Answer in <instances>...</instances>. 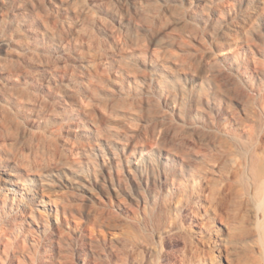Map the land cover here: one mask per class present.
Masks as SVG:
<instances>
[{
    "label": "rangeland",
    "instance_id": "obj_1",
    "mask_svg": "<svg viewBox=\"0 0 264 264\" xmlns=\"http://www.w3.org/2000/svg\"><path fill=\"white\" fill-rule=\"evenodd\" d=\"M1 6L0 161L20 187L3 189L0 233L13 217L22 232L6 240L25 245L18 257L15 243L0 249V264L191 263L190 209L160 239L142 220L143 198L154 213L159 174L183 152L199 165L229 163L209 137L217 123L264 129V0ZM221 221L213 227L227 232ZM199 246L215 264L243 253L238 243L222 257Z\"/></svg>",
    "mask_w": 264,
    "mask_h": 264
},
{
    "label": "bare ground",
    "instance_id": "obj_2",
    "mask_svg": "<svg viewBox=\"0 0 264 264\" xmlns=\"http://www.w3.org/2000/svg\"><path fill=\"white\" fill-rule=\"evenodd\" d=\"M215 126L218 132L209 137L219 141L223 154H229V163L217 169L219 158L216 155L212 156L209 164L199 165L189 157L184 158L182 155L186 156V152H183L179 155L178 166L164 169L163 174H159V178L163 176L159 180L164 184V191L154 198L153 203L157 206L154 213L150 198H143L142 220L152 224L157 237L161 239L174 228H183L182 214L190 209V215L197 220L199 240L195 242L194 238L191 263L188 264H215V254L212 250L201 248L200 243L205 246L212 244L221 257L230 244L238 243L243 253L239 254L235 264H264V129L256 133V124L250 122H244L237 130L228 124L217 123ZM194 152L204 153L201 149H194ZM145 177L150 179L149 174ZM6 187L10 191H18L19 180L0 161V215L5 214L8 207L9 193H2L3 189L8 190ZM225 191L230 195L229 201ZM227 201L229 208L224 212L221 207L227 205ZM218 218L224 221L227 232L213 227L212 222ZM5 224L0 233V249L8 253L15 243L13 257H18L17 252L22 250L25 241L20 242L18 235L14 237V242L6 240V237L22 231L13 217L8 218ZM151 237L148 235L146 238Z\"/></svg>",
    "mask_w": 264,
    "mask_h": 264
}]
</instances>
